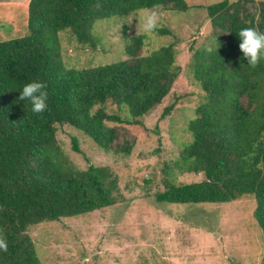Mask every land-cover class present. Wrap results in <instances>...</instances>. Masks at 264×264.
Here are the masks:
<instances>
[{"label": "trees", "instance_id": "1", "mask_svg": "<svg viewBox=\"0 0 264 264\" xmlns=\"http://www.w3.org/2000/svg\"><path fill=\"white\" fill-rule=\"evenodd\" d=\"M27 8L29 34L0 43V238L7 243V251L0 250V264H45L29 235L31 228L116 202V176L106 167L80 170L58 142L59 127L78 130L106 154L130 157L136 140L126 125L144 126L142 119L162 104L182 75L174 43L143 54L146 36L126 37L127 26L126 60L67 69L60 33L96 49L99 22L159 8L187 12L192 6L189 0H30ZM207 12L216 40L211 51L195 50L189 65L204 96L187 125L192 142L184 145L175 164L181 173L205 179L177 184L167 172L158 201L227 204L254 196L264 239V61L250 67L237 36L245 27L264 33V1L224 0ZM155 33L173 35L166 28ZM34 80L45 83L48 92L42 114L19 100L23 85ZM109 106L126 115L109 113ZM173 109L167 107L162 119ZM73 142L81 153L78 140Z\"/></svg>", "mask_w": 264, "mask_h": 264}, {"label": "rangeland", "instance_id": "2", "mask_svg": "<svg viewBox=\"0 0 264 264\" xmlns=\"http://www.w3.org/2000/svg\"><path fill=\"white\" fill-rule=\"evenodd\" d=\"M224 0H189L187 12L156 9L159 28L172 36L144 33L136 19L112 18L99 22L96 49L82 47L70 33L62 32L61 47L67 69L82 70L126 60L128 38L146 36L143 54L172 43L182 75L162 104L145 116L144 126H128L135 139L130 157L106 154L78 130L63 126L58 142L69 160L80 170L90 165L106 167L116 176L113 206L92 213L42 223L30 229L37 255L45 264H263L264 239L255 218L254 196L227 204H174L158 201L165 192L167 172L177 184L205 179L203 174L181 173L176 167L182 149L192 136L187 125L196 115L204 93L191 77L189 65L194 51L211 48L216 38L208 7ZM235 2L237 0H230ZM257 2L264 0H255ZM30 0H0V43L29 34ZM124 26L128 27L124 35ZM174 106L162 119L164 110ZM109 113L126 112L109 106ZM78 140L81 153L74 150ZM133 139V140H134ZM110 182V180H109ZM106 188L109 189L107 182ZM113 197V198H114ZM118 197V198H117Z\"/></svg>", "mask_w": 264, "mask_h": 264}, {"label": "clouds", "instance_id": "3", "mask_svg": "<svg viewBox=\"0 0 264 264\" xmlns=\"http://www.w3.org/2000/svg\"><path fill=\"white\" fill-rule=\"evenodd\" d=\"M136 19L144 33H152L158 27L159 15L154 10H145ZM237 36L243 59L247 60L250 67H257L264 61V33L255 28L245 27L238 31ZM19 93V100L30 104L33 113L42 114L47 110L48 92L45 83L38 80L26 83ZM0 250L7 251V243L3 238H0Z\"/></svg>", "mask_w": 264, "mask_h": 264}]
</instances>
